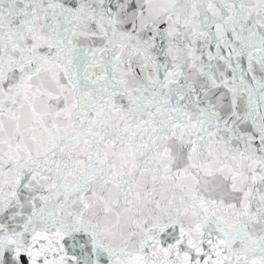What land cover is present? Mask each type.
<instances>
[{
    "label": "snow or ice",
    "instance_id": "6c2138e0",
    "mask_svg": "<svg viewBox=\"0 0 264 264\" xmlns=\"http://www.w3.org/2000/svg\"><path fill=\"white\" fill-rule=\"evenodd\" d=\"M0 264H264V0H0Z\"/></svg>",
    "mask_w": 264,
    "mask_h": 264
}]
</instances>
